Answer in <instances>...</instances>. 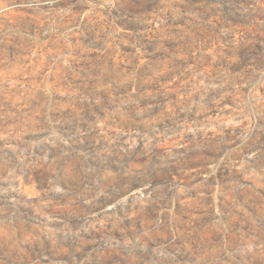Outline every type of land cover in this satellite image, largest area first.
<instances>
[{"label": "rangeland", "instance_id": "374dc122", "mask_svg": "<svg viewBox=\"0 0 264 264\" xmlns=\"http://www.w3.org/2000/svg\"><path fill=\"white\" fill-rule=\"evenodd\" d=\"M0 264H264V0H0Z\"/></svg>", "mask_w": 264, "mask_h": 264}]
</instances>
